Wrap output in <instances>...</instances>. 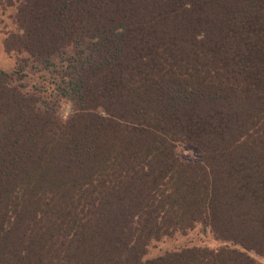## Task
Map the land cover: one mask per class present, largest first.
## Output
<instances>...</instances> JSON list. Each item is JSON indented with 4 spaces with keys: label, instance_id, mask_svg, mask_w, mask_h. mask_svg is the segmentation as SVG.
<instances>
[{
    "label": "trees",
    "instance_id": "trees-1",
    "mask_svg": "<svg viewBox=\"0 0 264 264\" xmlns=\"http://www.w3.org/2000/svg\"><path fill=\"white\" fill-rule=\"evenodd\" d=\"M5 3L19 64L0 69V264H256L225 247L141 259L197 220L245 248L244 231L264 232V31L242 35L264 0L236 21L214 0ZM198 7L195 34L180 35ZM29 66L58 76L49 96L27 88ZM202 105L219 127L196 116ZM178 126L204 162L174 158Z\"/></svg>",
    "mask_w": 264,
    "mask_h": 264
},
{
    "label": "rangeland",
    "instance_id": "rangeland-1",
    "mask_svg": "<svg viewBox=\"0 0 264 264\" xmlns=\"http://www.w3.org/2000/svg\"><path fill=\"white\" fill-rule=\"evenodd\" d=\"M214 1H216L222 7H226L228 9L227 15L232 18V21H236L239 17L241 18V15L247 11L245 8L251 6V3L254 2V0ZM240 10L242 11L238 13L237 11ZM15 12V7L6 5L5 0H0V69L9 71L16 69L19 64V55L17 53L7 52L4 47V40L6 36L9 34V32L17 30L18 27L15 22ZM184 13H186V10H183V14ZM204 13L205 12H203V8L198 7L197 11L193 10L191 12H187L182 16V18L178 19L180 26H182V32L180 35L188 34L187 37L192 38L193 34H195L194 23L201 17H204ZM245 23L248 27L244 34H242L245 37L247 36L246 33L249 35L253 30H257L260 33H263L264 31V21L262 20L253 19V17H251ZM198 37L201 38L202 35H199ZM192 43L196 44V42ZM25 72H27L28 75L24 78L23 82L27 84L28 89L40 87L41 84H44L49 91L47 95H50L52 81H55L54 77H58L57 75L50 73L52 70L48 71L47 69L40 68V71H35L29 66L26 68ZM58 96L56 97V101L58 103V113L66 117L72 111V103L67 97ZM251 107H253V105ZM210 109L211 108L208 105H202L201 110H197L199 112L196 113V116L200 115V117H206L205 120L211 124L209 127H213L215 125L219 127L220 122L218 119L215 118V120H210L212 114ZM200 119L204 118H199V120ZM167 129L171 131V134L170 138L167 136L166 139L170 141V148L172 149L171 151L173 152L174 158L178 159L179 164L186 166L185 164L188 163L204 162V154L197 143L194 142L196 139L195 134L192 133L191 136L188 137L186 136L188 133L182 134L184 133L182 131L186 130L179 128V126L173 128L167 127ZM172 133H175L176 138L174 140L171 139ZM210 155L212 157L215 154ZM211 157L207 159H210ZM234 216H239V213L236 211ZM248 229V231H244L242 233L241 241H244V244L247 243L245 245L251 248H245L234 240H224L217 235L215 229H213L212 226L207 225L201 220H197L191 227L175 228L170 231L169 234L165 233L159 238H154L148 241L149 243L145 249L146 252L144 253L141 260L145 262L148 260H154L162 255L185 254L179 259H172V261L185 263L186 259L195 257L193 254H210L211 251L217 252L218 250L225 247L244 252L246 255H249L256 264H264V232H260V230L253 228ZM248 234H252L253 238H249Z\"/></svg>",
    "mask_w": 264,
    "mask_h": 264
}]
</instances>
